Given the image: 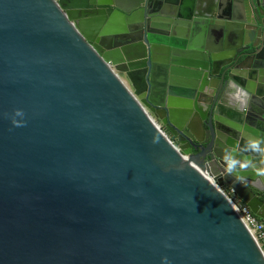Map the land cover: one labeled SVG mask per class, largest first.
Wrapping results in <instances>:
<instances>
[{
    "label": "water",
    "instance_id": "water-1",
    "mask_svg": "<svg viewBox=\"0 0 264 264\" xmlns=\"http://www.w3.org/2000/svg\"><path fill=\"white\" fill-rule=\"evenodd\" d=\"M250 138L264 0H0V264H264Z\"/></svg>",
    "mask_w": 264,
    "mask_h": 264
},
{
    "label": "clouds",
    "instance_id": "clouds-1",
    "mask_svg": "<svg viewBox=\"0 0 264 264\" xmlns=\"http://www.w3.org/2000/svg\"><path fill=\"white\" fill-rule=\"evenodd\" d=\"M226 96L229 102H235L239 110H246L248 103L251 99L249 91L243 88L235 81H229L228 91ZM23 113L20 110H16L15 116H22ZM15 126H21L16 119L12 120ZM154 143L159 142V137H154ZM253 153L260 157L257 164L252 158L247 156H241L238 154L237 149L229 148L224 152V162L226 165V171L239 174L242 171L249 169L253 170L257 176L264 177V138H250L247 140L243 148L239 149V153ZM260 181H257L259 183ZM166 259V258H164Z\"/></svg>",
    "mask_w": 264,
    "mask_h": 264
},
{
    "label": "built area",
    "instance_id": "built-area-1",
    "mask_svg": "<svg viewBox=\"0 0 264 264\" xmlns=\"http://www.w3.org/2000/svg\"><path fill=\"white\" fill-rule=\"evenodd\" d=\"M156 124L161 129V131L166 135V137L178 148V145L170 138L168 133L164 130L163 126L157 121ZM186 158L187 155H184ZM224 193L248 231L251 233L259 248L264 255V221L256 216L250 207L242 202L237 196H235L233 189H221Z\"/></svg>",
    "mask_w": 264,
    "mask_h": 264
},
{
    "label": "flooded vegetation",
    "instance_id": "flooded-vegetation-1",
    "mask_svg": "<svg viewBox=\"0 0 264 264\" xmlns=\"http://www.w3.org/2000/svg\"><path fill=\"white\" fill-rule=\"evenodd\" d=\"M163 128H164V127H163ZM166 132H168V131L166 130ZM169 134H170V133H169ZM169 134H168V135H169ZM169 136H170V138H171L173 141L175 140L174 137H173L171 134H170ZM174 142H175V141H174ZM175 143H176V142H175Z\"/></svg>",
    "mask_w": 264,
    "mask_h": 264
},
{
    "label": "rangeland",
    "instance_id": "rangeland-1",
    "mask_svg": "<svg viewBox=\"0 0 264 264\" xmlns=\"http://www.w3.org/2000/svg\"><path fill=\"white\" fill-rule=\"evenodd\" d=\"M164 130H166V129H164ZM168 134H169V132H167ZM170 135V134H169Z\"/></svg>",
    "mask_w": 264,
    "mask_h": 264
}]
</instances>
